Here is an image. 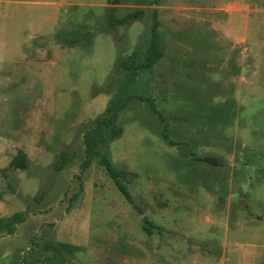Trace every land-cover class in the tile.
Instances as JSON below:
<instances>
[{
    "label": "rangeland",
    "instance_id": "374dc122",
    "mask_svg": "<svg viewBox=\"0 0 264 264\" xmlns=\"http://www.w3.org/2000/svg\"><path fill=\"white\" fill-rule=\"evenodd\" d=\"M108 6L144 15L108 29ZM153 8L163 56L130 93L164 122L133 99L107 145L139 213L98 159L80 163ZM72 28L89 34L56 41ZM19 150L26 169L9 166ZM0 191V217L27 212L0 229V264H264V0H0ZM142 216L166 233L147 235ZM49 239L80 248L61 257Z\"/></svg>",
    "mask_w": 264,
    "mask_h": 264
},
{
    "label": "trees",
    "instance_id": "16d2710c",
    "mask_svg": "<svg viewBox=\"0 0 264 264\" xmlns=\"http://www.w3.org/2000/svg\"><path fill=\"white\" fill-rule=\"evenodd\" d=\"M121 1L122 0H107V4L117 5ZM158 2L159 0H152V3L155 5L158 4ZM143 15L144 9L135 8L126 12L122 16H117L114 13L113 7L108 6L105 13L106 27L115 30L119 26H128L134 21L142 19ZM151 19L149 43L144 52L140 53L138 49H134L128 55H120L116 58L114 68L123 69L124 77L113 96L110 98L104 111L98 115L94 119L92 125L84 131V156L80 163V168L84 171L91 165L94 159H98L123 197L128 203L132 204L139 213H142V210L133 199L127 186L120 179L121 171L113 165L111 158L108 155L107 145L109 141L115 139L121 134V127L117 124L119 113L124 110L128 106V103L133 99L147 101L150 108L157 113L160 119L164 122V118L156 108L153 98L130 93V88L134 85L138 72L152 68L163 56V50L158 40L159 21L158 10L156 8L152 9ZM72 29L74 31L66 30V33L65 30L57 31L54 38L56 41L73 43L78 41L81 36H87L89 34V32L80 31L78 28ZM38 47L42 46L39 45ZM166 126L167 125H164L162 128V136L168 144H172L173 141L168 137ZM69 160L70 157L67 153L60 152L54 161V168L56 170H61ZM202 160L211 163L214 162L209 157L202 158ZM9 166L13 169L27 168V160L22 150H19L17 155L11 159ZM6 189H9V186H7ZM2 194L3 191H0V199ZM35 199L36 197H34V200ZM26 217V211H18L9 216L0 217V229L5 230L7 233H13L16 225L25 221ZM141 228L147 235H163L166 233L161 225L154 223L147 216H142ZM201 244V251L208 253V251L204 249L207 245L205 243ZM43 248L45 251L63 257L64 253L73 255L74 251H78L80 247L78 245L49 239L44 243Z\"/></svg>",
    "mask_w": 264,
    "mask_h": 264
}]
</instances>
